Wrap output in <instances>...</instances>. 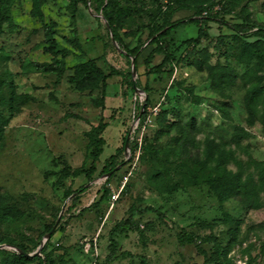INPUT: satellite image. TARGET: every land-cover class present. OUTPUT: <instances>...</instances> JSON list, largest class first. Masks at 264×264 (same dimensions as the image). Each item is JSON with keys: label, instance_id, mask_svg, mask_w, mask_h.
<instances>
[{"label": "rangeland", "instance_id": "374dc122", "mask_svg": "<svg viewBox=\"0 0 264 264\" xmlns=\"http://www.w3.org/2000/svg\"><path fill=\"white\" fill-rule=\"evenodd\" d=\"M0 14V264H108L113 229L112 264H264V206L221 202L204 179L215 150L220 169L260 179L264 116L250 121L246 95L252 55L264 59V0H109L98 15L85 0H0ZM112 29L141 50L135 67ZM89 61L108 76L105 92L71 81ZM25 250L43 261L17 256Z\"/></svg>", "mask_w": 264, "mask_h": 264}, {"label": "trees", "instance_id": "16d2710c", "mask_svg": "<svg viewBox=\"0 0 264 264\" xmlns=\"http://www.w3.org/2000/svg\"><path fill=\"white\" fill-rule=\"evenodd\" d=\"M108 1L109 0H85V3L86 5L90 6L92 11L98 15L104 10L105 5ZM105 17L108 21L109 26L112 27L113 21L110 17H108V13H105ZM4 22H5V17L2 14H0V32L2 30V25ZM112 32H113L112 33L113 38L111 37V42H116L119 49H122L124 55H126L129 58L130 64H133L134 62L136 65L141 50L139 48H129L127 45H124L123 41L121 40V38L115 32L114 29H112ZM201 32L202 29L200 30V33ZM262 44L264 45V43ZM252 58L256 60V63L251 68V73H249L248 78L251 77L254 72H257L255 75L257 77H254L249 81L251 82V85L246 95V108L249 113L250 121L260 110L263 112V116H264V106L262 108L259 107L260 104H264V85H257V82H260L262 84V82L264 81V74L259 73L260 68L264 64V59L256 54H253ZM53 68L52 70H58L57 67H53ZM113 70L114 72H116L115 69ZM219 71L227 72V73L231 72L234 75V72H232L231 69L226 66L220 67ZM127 76L129 77V83L133 89L138 90L142 88L141 81L139 78H134L131 72H128ZM107 77L108 76L105 74L104 70L99 66H97L96 62L94 61H89L77 65L76 67H74L73 74L70 76L71 81L73 82L76 88L79 89L91 88L94 86H99L101 84L103 92H105L106 90L105 88L107 86ZM106 125H107L106 122H101L96 127L90 141L92 165L87 172L88 180L90 182L94 180L92 178V175L96 171V163L99 160L101 154L103 153L102 145L104 143V139L102 137V133L105 130ZM129 145L132 146L131 140L129 141ZM183 150H186V148H184ZM215 151L213 152V154L211 153L208 156L207 160L204 162L205 165H209V166L214 165L212 163L213 161L216 162V164L211 167L212 170L209 169L208 173H205L204 179L212 186V189L216 194L217 198L221 202L226 201L229 198L239 199L246 208H259L264 206V194L262 196L261 195L259 196L260 190H264V164L261 163L262 172L260 173L261 175L259 181H256L254 177L251 175L249 176V179L243 181L241 175V172L243 171L242 169H240L237 172H234L226 168L220 169V166L224 163L222 159L223 157L220 155H216ZM116 158H117L116 155H113L109 158V160H107L106 165L102 171L103 174L110 173L117 167V163H115ZM157 175H159V171L153 173L152 176L154 178ZM154 182L157 183L156 180ZM86 188H87L86 184L82 185L80 188H78V190L74 191V193H82L86 190ZM144 210L139 209L140 212H144ZM111 213L112 210L109 212L107 216L105 215L106 216L105 221H107ZM122 224H126V221L122 222ZM55 226H56L55 222L52 223L50 226H48L47 233H51L52 230L55 229ZM117 230L119 232L121 231L120 229H113L110 233L111 235L110 244L108 246L109 256L107 258L108 264H112V262L116 261L118 255L121 254V252H119V242L115 237ZM177 237L179 241L183 244L197 245V239L194 234L180 231L177 233ZM42 252L43 251L33 255L25 250L21 252L17 251L16 254L18 257L24 260L40 259L41 261H43ZM42 264H44V261L42 262Z\"/></svg>", "mask_w": 264, "mask_h": 264}, {"label": "built area", "instance_id": "2783aa9c", "mask_svg": "<svg viewBox=\"0 0 264 264\" xmlns=\"http://www.w3.org/2000/svg\"><path fill=\"white\" fill-rule=\"evenodd\" d=\"M121 190L122 189H113L112 190V194L110 196V205H111V209L114 207V205L116 204V202L118 201L119 197H120V194H121ZM106 219V218H105Z\"/></svg>", "mask_w": 264, "mask_h": 264}, {"label": "water", "instance_id": "95a60500", "mask_svg": "<svg viewBox=\"0 0 264 264\" xmlns=\"http://www.w3.org/2000/svg\"><path fill=\"white\" fill-rule=\"evenodd\" d=\"M133 67H135V63L133 62ZM126 144H128V140H127V143Z\"/></svg>", "mask_w": 264, "mask_h": 264}]
</instances>
